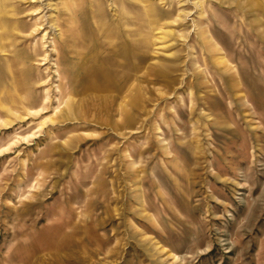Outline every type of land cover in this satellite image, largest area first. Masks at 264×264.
<instances>
[{
  "label": "rangeland",
  "instance_id": "374dc122",
  "mask_svg": "<svg viewBox=\"0 0 264 264\" xmlns=\"http://www.w3.org/2000/svg\"><path fill=\"white\" fill-rule=\"evenodd\" d=\"M0 264H264V0H0Z\"/></svg>",
  "mask_w": 264,
  "mask_h": 264
}]
</instances>
